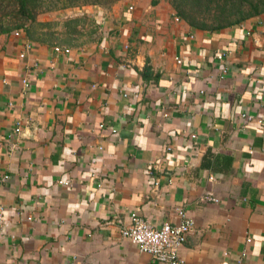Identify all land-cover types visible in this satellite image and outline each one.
<instances>
[{
	"label": "crops",
	"instance_id": "1",
	"mask_svg": "<svg viewBox=\"0 0 264 264\" xmlns=\"http://www.w3.org/2000/svg\"><path fill=\"white\" fill-rule=\"evenodd\" d=\"M71 13L93 25L70 46L0 34V264H160L120 231L177 210L184 264H264V13L213 31L166 0Z\"/></svg>",
	"mask_w": 264,
	"mask_h": 264
},
{
	"label": "trees",
	"instance_id": "2",
	"mask_svg": "<svg viewBox=\"0 0 264 264\" xmlns=\"http://www.w3.org/2000/svg\"><path fill=\"white\" fill-rule=\"evenodd\" d=\"M120 0H0V34L21 31L31 41L46 42L36 34L44 28H53V22H40L41 13L59 11L81 6H109ZM159 1V0H155ZM175 14L190 27L198 30H217L239 24L264 13V0H167ZM82 18H71L64 22L65 35L78 34ZM68 41V42H67ZM70 44L69 40L61 41ZM147 68L143 71L146 78ZM206 158V157H205Z\"/></svg>",
	"mask_w": 264,
	"mask_h": 264
},
{
	"label": "built area",
	"instance_id": "3",
	"mask_svg": "<svg viewBox=\"0 0 264 264\" xmlns=\"http://www.w3.org/2000/svg\"><path fill=\"white\" fill-rule=\"evenodd\" d=\"M175 20L180 21L178 17H175ZM18 34L19 32H15V35ZM61 50L66 54L70 52L66 47L55 48L56 52ZM221 58L220 56L219 59ZM24 86H27L26 81H24ZM15 131L19 133L20 129L16 128ZM3 179L6 180L7 177ZM204 199L214 203L218 202L216 198L209 195H206ZM3 212V200L0 192V226L3 223ZM177 214L180 217L178 224L171 225L165 222L159 228H154L143 218L132 215V225L128 228H122L121 236L136 244L140 251L149 254L160 264H184L180 258V249L186 236L193 230L194 222L182 210H177Z\"/></svg>",
	"mask_w": 264,
	"mask_h": 264
},
{
	"label": "rangeland",
	"instance_id": "4",
	"mask_svg": "<svg viewBox=\"0 0 264 264\" xmlns=\"http://www.w3.org/2000/svg\"><path fill=\"white\" fill-rule=\"evenodd\" d=\"M94 6H98V5H94ZM75 8H77V7H75ZM71 9H74V8H67V9H63V10H59V11L57 10V11H53V12L41 13L37 17V20L40 22H53L52 23L53 28H51V29L44 28L43 30L38 31L36 35L41 39H48L49 40L50 38L47 36H49V34H54V38L51 39V41L54 42L55 45H59L62 43L61 41H65L67 39L69 40L70 44L69 45L65 44V45L70 46L72 44H75L77 41L76 38L81 35V30L86 29L87 27H91L93 24L91 21L84 20L82 17H77L75 15H72ZM58 13H63L65 16L62 15L60 17ZM46 18H48V20H45ZM71 18H82L83 24H81L80 26L77 27L76 30L78 31V34L67 36V35H65L67 27L64 26V22L68 19H71ZM18 32H21V31H18Z\"/></svg>",
	"mask_w": 264,
	"mask_h": 264
}]
</instances>
